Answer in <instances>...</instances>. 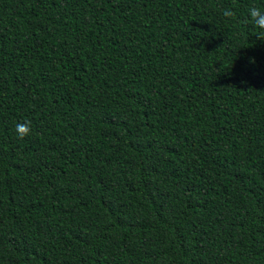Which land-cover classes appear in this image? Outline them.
<instances>
[{"label":"trees","instance_id":"trees-1","mask_svg":"<svg viewBox=\"0 0 264 264\" xmlns=\"http://www.w3.org/2000/svg\"><path fill=\"white\" fill-rule=\"evenodd\" d=\"M252 5L0 0V264H264Z\"/></svg>","mask_w":264,"mask_h":264},{"label":"clouds","instance_id":"clouds-1","mask_svg":"<svg viewBox=\"0 0 264 264\" xmlns=\"http://www.w3.org/2000/svg\"><path fill=\"white\" fill-rule=\"evenodd\" d=\"M221 15L225 18H235L236 12L231 8H225ZM245 21L250 23L258 30V37L264 40V10L256 5H252L247 9ZM32 132L30 121L17 122L15 124V134L17 138L23 139L29 136Z\"/></svg>","mask_w":264,"mask_h":264}]
</instances>
